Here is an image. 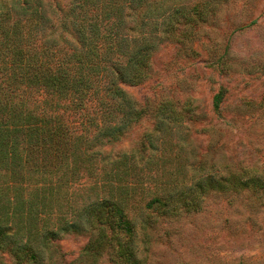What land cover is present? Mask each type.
Wrapping results in <instances>:
<instances>
[{"label": "trees", "instance_id": "trees-1", "mask_svg": "<svg viewBox=\"0 0 264 264\" xmlns=\"http://www.w3.org/2000/svg\"><path fill=\"white\" fill-rule=\"evenodd\" d=\"M227 1L0 0V253L15 264H57V241L78 235L89 238L78 261L97 264L106 253L114 264H145L140 232L149 242L158 219L199 211L211 193L264 194V171L251 169L194 177L191 185L138 198L140 187L124 181L137 165L125 155L105 171L111 198L72 208L71 217L40 219L69 204L58 182L94 170L96 151L121 142L133 124L150 116L169 134L193 118L191 104L139 107L121 85L149 80L159 46L193 40V29ZM224 98V89L214 98L218 117ZM90 109L96 129L79 133L68 115Z\"/></svg>", "mask_w": 264, "mask_h": 264}, {"label": "rangeland", "instance_id": "rangeland-1", "mask_svg": "<svg viewBox=\"0 0 264 264\" xmlns=\"http://www.w3.org/2000/svg\"><path fill=\"white\" fill-rule=\"evenodd\" d=\"M68 1L50 0L54 5ZM181 1L190 4L193 0ZM54 24L61 32L55 18ZM192 33L191 41H165L159 46L149 80L138 86H121L139 107L149 104L156 109L170 101L181 110L191 104L193 118H186L181 128L175 127L169 134L156 130V121L150 116L133 124L121 142L96 151L94 170H81L76 178L58 182L63 200L69 204L62 212L57 207L41 213L40 219L71 217L72 208L111 198L113 189L107 186L105 171L125 155L137 165V171H131L124 181L140 187L138 198L163 188L191 185L194 177L210 174L241 175L253 169L261 175L264 0H228L217 15ZM221 89L225 98L218 117L213 104ZM87 113L68 115L79 133L96 129L91 125L96 111ZM49 185L57 186V182ZM149 234L148 242L140 232L138 242L145 264H264V194L259 190L211 193L199 211L160 218ZM88 242V237L78 235L57 241L61 251L57 264H74ZM0 264H15V260L0 253ZM97 264L114 263L104 253Z\"/></svg>", "mask_w": 264, "mask_h": 264}]
</instances>
